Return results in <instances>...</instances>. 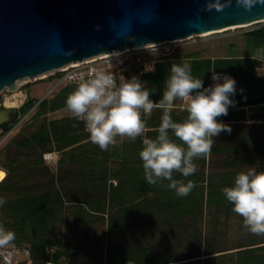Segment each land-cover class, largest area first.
Wrapping results in <instances>:
<instances>
[{
	"label": "rangeland",
	"instance_id": "obj_1",
	"mask_svg": "<svg viewBox=\"0 0 264 264\" xmlns=\"http://www.w3.org/2000/svg\"><path fill=\"white\" fill-rule=\"evenodd\" d=\"M263 27L264 21L195 34L187 39H176V46L171 56L178 57L195 52L211 58L254 55L257 60L262 61L261 64H256L255 75L257 70V73L263 76H256L264 78V49L259 53L260 55L257 54L251 35L252 32ZM141 56L144 59H164L160 53H151L144 49L141 51ZM210 82L212 83L211 79ZM54 85L55 80L53 79L35 81L32 78H23L18 81L17 89L26 93L27 98L24 100L27 101L28 96L29 98H42ZM64 85L70 84L62 83L57 89ZM10 92L8 89L0 91V100L3 102ZM177 103L180 104L181 101ZM15 113L16 116L20 113L24 114L20 106L16 108ZM261 114L262 118L247 119L231 128L230 133H221L214 138L212 146L219 148L215 153L210 151L207 154L208 162L205 169L202 162L194 161L197 166L195 173L199 174V178L219 187L222 183L233 184L235 176L248 167H259L253 141L259 136H264V112ZM71 116L67 107H61L56 111H49L41 116L27 119L9 136L8 131L0 134V199L6 201L3 206H0L2 209L1 222L8 223L9 226L13 220L16 221L17 216L28 211L26 204L30 200L53 202L55 204L54 213L50 216L49 226L52 230L51 238L56 246L47 247L46 254L52 257L56 250H64L66 253L60 258V264H71L72 262L106 264L108 250L113 247L118 248L120 241H123L124 247L127 248L143 245L147 248L148 255L156 258L158 262L171 260L173 254H179L183 258L192 248L200 245L201 248L198 247L196 253L198 252L201 256L192 259L195 260L193 261L195 264H240L239 244L264 245V235L249 232L243 226V218L231 210L230 203L222 206L206 204L201 211L195 210L192 214L177 217L178 214L173 208H162L154 204L149 209V213H139L131 209L137 203L127 205L122 199L120 200L123 203L121 208L125 209L121 211L116 209L118 203H115L113 208L110 205L109 210L103 214V218L93 215V211L89 210L87 205H84V211L80 208L81 206L69 203L70 200L83 201L84 195H89V201L95 202L106 191L116 188L121 180H127L124 175L120 179L115 176L118 171L122 170L120 164L123 144L136 140L127 136L117 137L116 144L110 145L111 155L107 157L101 151L97 157L99 162L94 167L86 166L87 164L81 165L69 157L65 162L59 161L65 153H72L73 150L78 154L89 156L87 151L94 149L96 145L90 141V136L65 153L55 150L54 144H49L48 152L45 153L39 147H26L18 144L36 131L45 120L50 122ZM9 126L10 124L7 125L8 128ZM0 128L6 129L4 125ZM146 132L145 127L142 134ZM234 138L237 141H234ZM243 140H248L246 146L241 143ZM40 156L42 161L38 162ZM236 157L240 158L237 165L228 163ZM92 172L94 175H91ZM104 172L108 179L107 188L103 181L96 182L92 177L102 176ZM82 174L87 176L86 179L81 177ZM127 193H131V198L139 196L138 192L132 190L131 187H127L119 195L124 197ZM200 193L195 190V194ZM60 198L63 199V204ZM149 198H155V194H149ZM183 199L185 198H175L176 201ZM114 218L118 219L119 226H116V234L111 236L107 230ZM17 229L16 226L15 230H10L14 234L12 241L23 244L28 241L26 236L31 239L36 236L40 225L33 226L28 222L25 225L23 236L18 233ZM19 259L25 261L26 257L21 255ZM46 264H52V261ZM127 264H134V262L129 261Z\"/></svg>",
	"mask_w": 264,
	"mask_h": 264
},
{
	"label": "trees",
	"instance_id": "obj_2",
	"mask_svg": "<svg viewBox=\"0 0 264 264\" xmlns=\"http://www.w3.org/2000/svg\"><path fill=\"white\" fill-rule=\"evenodd\" d=\"M253 36V47L256 49L257 54L261 53L264 49V27L251 33ZM260 55V54H259ZM190 60L192 65L193 74L197 77L204 78L205 86L210 84V78L212 75L211 70H216L219 73H226L232 75L237 80V86L243 88L246 100L241 99L238 94L236 100L239 102L238 106L235 108H230L227 117H222L225 122L231 125V128L238 125L240 122L247 120L246 108H251L250 119L262 118L261 112H264V78L257 77L255 75V66L259 60H257L254 55H240V56H225V57H215L211 58L208 56H201L198 52L182 55V56H170L164 58L163 60H158L155 64V71H150L143 73L141 76L142 82L148 88H155L156 93L150 96L154 101H158L162 95L164 89L165 80L169 74V69L171 64L174 62H179L180 60ZM257 69V68H256ZM135 72L139 71V67L134 68ZM54 80V77H50L46 80ZM77 86L74 85H64L60 89H57L51 93L48 97L40 101L41 98L31 97L25 101L21 106V110L26 114L33 106H35L39 101L38 105L34 111L30 114L28 119L34 118L35 116H41L49 111H56L61 107H66L67 96L75 90ZM172 117L176 121H182L187 117V112L183 110H172ZM162 112L158 109H154L151 117L146 119L145 127L147 128L146 134H142L137 137L134 142L123 144V149L121 153V171H118L115 177L121 178L125 176L127 180H121L116 188H112L105 192L100 199L95 202L89 201V195H84L85 199L83 201L70 200L69 203H75L84 209V205L89 207V210L93 211V215H98L103 218V214L107 212L108 206L115 207L116 209L124 210L122 199L127 205L132 203H137L135 206L131 207L134 211L139 213L147 212L152 204L156 206L170 207L177 212L178 216L189 215L195 212V210H203L204 206L207 204L209 206H222L229 203L224 195L223 188L225 186H231V183H222L219 187L212 184V182L199 178V174L195 173L190 177L184 178L179 173H174V178L181 179L187 182L191 180L194 182L195 187L189 193L185 199L176 201L178 198L174 190H170L166 187L169 181L164 180L156 185H149L144 178V170L142 166V160L139 157V152L142 149V139L155 138L158 135V127L161 121ZM6 128L4 132L9 131L10 127L7 124L4 125ZM3 132V133H4ZM170 132V136H171ZM89 137V133L85 131L84 124L82 121L75 119L73 116L70 118H65L62 120H53L47 122L46 120L42 122L38 129L34 131L29 137L18 142L21 146H35L41 148L42 152H48L47 146L49 144H54L55 150L64 153L77 147L83 140ZM173 139H176L172 136ZM237 141V139H233ZM248 140H243L241 143L246 146ZM253 141V140H252ZM179 143V141H177ZM254 153L259 160L258 168L264 170V136L257 137L254 141ZM110 148V146H109ZM108 150H101L98 146H94V149L88 150L87 155L78 154L74 150L72 153L67 152L63 155L59 161L65 162L66 158L69 157L73 161L79 162L81 165L94 167L98 164V155L101 151L105 156L109 157L111 154ZM219 147L211 148V152L215 153ZM113 153V152H112ZM38 162L42 161L40 156ZM240 158L236 157L229 164L237 165ZM194 161L202 162L203 167L208 162L207 155L196 158ZM91 175H94L92 172ZM230 175V173H229ZM81 177L86 179V175L82 174ZM93 180L98 182L103 181L105 188H107V174L104 172L102 176L96 177L92 176ZM127 187H131L132 190L138 192V197L131 198L130 194L127 193L124 197L120 196L119 193L125 191ZM196 192H201L200 194H195ZM155 194V198L150 199L149 194ZM174 196H176L174 198ZM129 198V199H128ZM121 200V201H120ZM61 204H63V199L60 198ZM53 202L47 200H30L26 204L27 210L23 215L17 216L13 222L4 223L1 222L2 219V209L0 217V226L7 228V230H15L18 227V233L22 236L25 234V225L30 222L31 225H40V229L37 230L36 236L31 239L26 236L27 242L21 243L18 241H12L19 246H26L30 250L31 257L34 264H46L52 261V264H60V258L65 255L64 250H56L52 257L46 254L47 247H55L56 243L51 238L52 230L50 228L51 218L50 216L54 213ZM85 211V209H84ZM91 215V213H90ZM102 215V216H101ZM18 219V220H17ZM147 220V218H145ZM119 226V221L117 218L111 220V224L108 227L107 232L112 236L116 234V226ZM201 246H197V248ZM197 248H192L188 253L185 254L183 258L179 254H173L172 259L169 261L158 262L156 258L150 257L148 255V250L143 245H138L135 248L124 247L123 241L119 242V247H113L108 250L107 262L106 264H127L129 261H133L134 264H172L175 262L183 261L175 264H195L192 260L194 258L200 257ZM239 260L240 264H264V245L257 246V243L251 244H239ZM214 253V252H213ZM212 254V253H209ZM73 264H76L72 262ZM71 263V264H72Z\"/></svg>",
	"mask_w": 264,
	"mask_h": 264
},
{
	"label": "clouds",
	"instance_id": "obj_3",
	"mask_svg": "<svg viewBox=\"0 0 264 264\" xmlns=\"http://www.w3.org/2000/svg\"><path fill=\"white\" fill-rule=\"evenodd\" d=\"M258 2L237 0L246 11ZM144 70L155 71V67L146 66ZM211 72L212 83L205 86L204 78L193 74L190 61L182 59L172 63L162 95L154 101L150 96L156 89L145 86L136 75L117 79L100 68L89 73L86 79L82 77L65 103L72 116L84 122L90 141L101 150L115 145L117 137L135 140L141 136L146 119L154 109L160 110L158 135L142 139L139 157L144 178L149 185L167 180L168 189L174 190L178 197H186L195 187L194 182L176 179L173 174L179 173L184 178L195 174L194 160L210 152L214 138L231 132V125L222 117L228 116L230 108L238 106L237 95L247 99L244 89H238L235 77L215 69ZM177 101L185 102L187 117L182 121L174 120L171 114ZM222 191L232 205L231 210L243 218V226L252 234L264 235V170L250 166L239 172L234 183ZM5 203L0 199V206ZM13 239L14 234L0 226V245H7Z\"/></svg>",
	"mask_w": 264,
	"mask_h": 264
},
{
	"label": "water",
	"instance_id": "obj_4",
	"mask_svg": "<svg viewBox=\"0 0 264 264\" xmlns=\"http://www.w3.org/2000/svg\"><path fill=\"white\" fill-rule=\"evenodd\" d=\"M263 19L264 0L250 11L237 0H0V91L71 62ZM15 112L0 100V126Z\"/></svg>",
	"mask_w": 264,
	"mask_h": 264
},
{
	"label": "built area",
	"instance_id": "obj_5",
	"mask_svg": "<svg viewBox=\"0 0 264 264\" xmlns=\"http://www.w3.org/2000/svg\"><path fill=\"white\" fill-rule=\"evenodd\" d=\"M176 40H167L158 43L148 44L143 47H132L126 48L114 54H101L93 56L82 61L71 62L60 68L42 73L35 76V81L37 80H46L50 77H54L55 85L45 94L40 101L48 97L53 93L56 88L62 83H67L70 85H77L81 82V78H87L88 74L94 72L97 69L103 68L115 78L124 76L125 78H131L133 75H136L141 81V76L143 73L150 72L145 71L146 66L154 65L158 60L153 59H144L141 56V51L148 50L151 53H160L164 58L170 57L175 49ZM139 67V71L135 72L134 68ZM31 79L30 77H26ZM27 97H25L26 99ZM151 98V97H150ZM152 99V98H151ZM39 101V102H40ZM38 102V103H39ZM25 103V100L21 106ZM38 103L33 106L26 114L20 113L17 115L10 124V129L7 132V135L14 133L15 129L18 128L23 122H25L30 114L34 111ZM184 101L181 103L175 102V109H184ZM20 106V107H21ZM84 124V122H83ZM84 129L85 124H84ZM5 130L0 128V134ZM87 132V131H86ZM47 155V154H46ZM49 155V154H48ZM1 217V210H0ZM23 255L26 257L25 261H21L19 258ZM0 264H34L33 259L30 254V250L26 246H19L15 242L10 241L7 245H0Z\"/></svg>",
	"mask_w": 264,
	"mask_h": 264
},
{
	"label": "bare ground",
	"instance_id": "obj_6",
	"mask_svg": "<svg viewBox=\"0 0 264 264\" xmlns=\"http://www.w3.org/2000/svg\"><path fill=\"white\" fill-rule=\"evenodd\" d=\"M263 21H264V19L260 20V21H257V22H263ZM237 27H239V26H237ZM117 52H119V51H113V52L105 53V54H114V53H117ZM261 62L262 61H259L257 65L261 64ZM258 69L260 71V68H258ZM256 75L257 76H263L261 74H258L257 70H256ZM25 97H26V93L23 90L17 89V90L11 91L5 97L4 101L2 102L3 103L2 106L6 107V108H17V107L21 106V104L23 103Z\"/></svg>",
	"mask_w": 264,
	"mask_h": 264
},
{
	"label": "crops",
	"instance_id": "obj_7",
	"mask_svg": "<svg viewBox=\"0 0 264 264\" xmlns=\"http://www.w3.org/2000/svg\"><path fill=\"white\" fill-rule=\"evenodd\" d=\"M232 76V75H231ZM178 102V101H177ZM173 109H175V108H173ZM177 110V109H176ZM180 110V109H179ZM246 110H247V114H246V118L247 119H249L250 120V117H251V108H246ZM251 111V112H250ZM257 119H259V118H256L255 120H257Z\"/></svg>",
	"mask_w": 264,
	"mask_h": 264
},
{
	"label": "flooded vegetation",
	"instance_id": "obj_8",
	"mask_svg": "<svg viewBox=\"0 0 264 264\" xmlns=\"http://www.w3.org/2000/svg\"><path fill=\"white\" fill-rule=\"evenodd\" d=\"M16 117V113H15V115L14 114H11L10 115V118H11V120H13L14 118ZM9 123H7V125H8ZM6 125V124H5ZM1 127V126H0Z\"/></svg>",
	"mask_w": 264,
	"mask_h": 264
}]
</instances>
